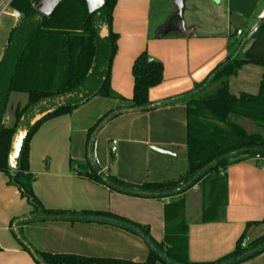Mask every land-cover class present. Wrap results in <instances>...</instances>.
Returning <instances> with one entry per match:
<instances>
[{
	"label": "crops",
	"instance_id": "crops-1",
	"mask_svg": "<svg viewBox=\"0 0 264 264\" xmlns=\"http://www.w3.org/2000/svg\"><path fill=\"white\" fill-rule=\"evenodd\" d=\"M9 1L0 0V61L10 32L20 19L13 18ZM263 13L264 0H184L180 11L173 0H118L113 10L112 31L118 38L110 86L120 99L92 98L70 115L44 122L33 135L28 162L35 178L33 192L41 205L48 210L110 212L148 227L151 237L161 242L163 208L169 200L110 192L79 175L71 169L70 162L82 166L90 159L91 165L102 172L134 185L183 176V101L148 112L124 113L107 121L93 136L90 158L86 150L88 130L107 112L129 105L133 89L131 69L141 53L162 65L161 83L148 92L149 102L159 104L189 93L202 83L227 57L229 44L244 38ZM237 31H241L240 36ZM263 72L256 65L243 66L229 78V91L235 96L256 95ZM11 112L7 114L5 107L4 126L8 121L12 126ZM244 130L253 134L254 128L251 133ZM112 142L116 148L113 155ZM109 155L113 157L111 163ZM222 173L227 184V203L220 221L200 222L202 196L198 186L184 195L189 262L216 261L233 252L243 234L249 241L264 235V225L246 228L249 223L264 221V160L249 159ZM30 211L18 190L0 173V264H35L13 237L14 228L43 253L135 263L146 260L148 249L143 241L113 226L63 221L21 227L12 224ZM243 264H264V254Z\"/></svg>",
	"mask_w": 264,
	"mask_h": 264
},
{
	"label": "trees",
	"instance_id": "trees-1",
	"mask_svg": "<svg viewBox=\"0 0 264 264\" xmlns=\"http://www.w3.org/2000/svg\"><path fill=\"white\" fill-rule=\"evenodd\" d=\"M37 0H11L9 7L20 14L19 23L10 32L0 61V173L14 186L31 211L12 224L69 222L93 223L119 228L139 237L148 249L143 263L91 258L69 254H50L34 249L18 229L13 237L35 264H243L264 254V235L241 245L243 234L233 252L212 262H189L187 257L186 192L199 187L202 196L201 223L220 221L227 203L224 172L228 167L250 159L252 152L264 154V72L256 95H233L229 78L245 65L264 70V18L246 36L228 46L227 57L194 89L159 104L148 100L150 89L162 81V65L149 62L143 52L133 62L132 97L125 108L103 115L88 130L86 150L90 158L94 134L107 121L124 113L148 112L178 100L185 103L186 171L176 180L129 184L102 172L91 161L85 165L70 162L71 169L87 180L121 195L165 201L164 236L156 242L149 229L138 223L101 211H62L45 209L33 192V174L29 170V142L46 121L70 115L92 98L120 99L111 89L110 73L117 51V35L112 31L113 10L118 0H105L89 14L84 0H62L49 17L33 8ZM2 88V89H1ZM11 93L27 96L25 105L13 111V124H3L4 110ZM41 118L31 124L35 117ZM246 119L256 126L247 134L236 123ZM18 131L25 136L17 156L10 161L12 144ZM113 161L109 155V162ZM264 225V221L249 223ZM12 227V226H11Z\"/></svg>",
	"mask_w": 264,
	"mask_h": 264
},
{
	"label": "water",
	"instance_id": "water-1",
	"mask_svg": "<svg viewBox=\"0 0 264 264\" xmlns=\"http://www.w3.org/2000/svg\"><path fill=\"white\" fill-rule=\"evenodd\" d=\"M62 0H37L34 4H33V8L36 10V12H38L39 14H41L42 16L45 17H49L52 13V11L54 10V8L58 5V3H60ZM86 3V7H87V11L89 14H92L96 11H98L105 3V0H84ZM183 1L184 0H173L175 6L177 7V9L180 11L183 7ZM264 18V13L261 16L260 19ZM149 62H154L155 60L151 57L148 58ZM41 118V116H37L34 118V120L31 122V124H34L35 122H37L39 119ZM25 136V132L24 131H18L13 144H12V149L13 152L10 156V161L12 162L14 160V158L17 156L20 145H21V141L23 139V137ZM250 159L252 160H264V154L263 153H257V152H252L250 154Z\"/></svg>",
	"mask_w": 264,
	"mask_h": 264
},
{
	"label": "rangeland",
	"instance_id": "rangeland-1",
	"mask_svg": "<svg viewBox=\"0 0 264 264\" xmlns=\"http://www.w3.org/2000/svg\"><path fill=\"white\" fill-rule=\"evenodd\" d=\"M232 32L234 33L235 28L232 27L231 28ZM2 89V88H1ZM27 102V96L25 94H20V93H11L8 97L7 100V106H6V113L8 114L10 111H12L11 113H13L16 105L19 103L21 106L25 105ZM236 123L242 127H244V129H246V131L248 133H251L252 128H254V131L252 133L256 132V126L254 125L253 122L248 121L246 119H238L236 120ZM6 127H10L11 125V121H8L5 123Z\"/></svg>",
	"mask_w": 264,
	"mask_h": 264
},
{
	"label": "built area",
	"instance_id": "built-area-1",
	"mask_svg": "<svg viewBox=\"0 0 264 264\" xmlns=\"http://www.w3.org/2000/svg\"><path fill=\"white\" fill-rule=\"evenodd\" d=\"M10 1H11V0H10ZM10 1H9V3H10ZM12 16H13V18L16 19V20H18V19L20 18V14H19L17 11H13ZM236 34H237V36H240V35H241V31H237ZM114 145H115V142H112V147L110 148V153H111L112 155H113V154L115 153V151H116V148L114 147ZM222 175H223V173H222ZM248 242H249V240L244 238V239L242 240V242H241V245H242V246H245Z\"/></svg>",
	"mask_w": 264,
	"mask_h": 264
}]
</instances>
